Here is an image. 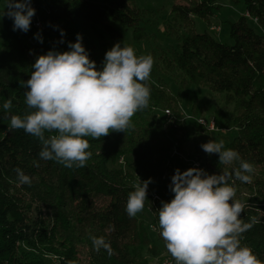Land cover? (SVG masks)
Here are the masks:
<instances>
[{"label": "trees", "instance_id": "trees-1", "mask_svg": "<svg viewBox=\"0 0 264 264\" xmlns=\"http://www.w3.org/2000/svg\"><path fill=\"white\" fill-rule=\"evenodd\" d=\"M219 1L190 0L189 6H174L172 13L185 22L189 16L206 20L213 16ZM226 1L242 6L245 16L264 31V0ZM133 2L32 0L43 30L34 27V17L27 32L0 30V45L9 43L15 53L11 61L0 58V264H46V259H54L55 264H82L79 247L87 255L84 264H150L149 260L160 257L163 251L170 255L163 239L156 236L153 240L148 225L159 227L162 202L174 198L170 185L178 168L170 159L173 152L182 155L191 146L206 162L209 175L233 172L240 163L219 164L218 154L209 155L201 147L210 140H223L225 149L236 150L253 166L257 159L264 161V34L257 35L245 27V17L229 24V46L191 29L177 38L168 28L167 36H176L175 46L167 49V57L161 61L166 72H177L181 77L177 95L169 92L167 84L150 79L149 106L132 117L133 127L126 132H110L98 140L86 138L92 155L85 167L66 168L43 160L37 137L23 129L9 130L12 115L23 117L33 111L25 103L28 89L23 82L30 79L35 61L26 55L24 44L38 46L43 54L64 52L80 34L89 59L102 70L106 52L122 38L115 24L131 30L137 46L154 37L140 26L146 11L132 10ZM6 3L0 0L5 11ZM193 88L222 95L224 109L232 106L228 114L218 112L221 121L213 119L217 132H207L196 123L202 112L197 99L182 102ZM10 98L13 106L5 111L3 104ZM158 110L163 111V117L164 111H169L170 118H161ZM184 111L189 116L186 120ZM231 130L236 133L232 139L221 135ZM53 134L46 132L45 136ZM121 159L123 167L117 166ZM17 168L30 177L31 184L19 182ZM149 178L150 191L158 195L160 203H153L147 192L143 211L129 217L126 203L133 185ZM234 186L235 199L245 205L241 219L257 220L243 234L241 245L250 247L264 262V183L250 186L237 180ZM240 187L248 189L249 198L240 195ZM144 212L148 218H144ZM91 236L104 237L113 254L104 248L97 251Z\"/></svg>", "mask_w": 264, "mask_h": 264}, {"label": "clouds", "instance_id": "clouds-1", "mask_svg": "<svg viewBox=\"0 0 264 264\" xmlns=\"http://www.w3.org/2000/svg\"><path fill=\"white\" fill-rule=\"evenodd\" d=\"M31 3L7 0L3 14L13 19L14 31H29L35 15ZM38 38L42 42V37ZM68 47L69 51H49L36 59L30 79L23 82L28 89L25 103L33 111L23 117L12 115L9 130L23 129L37 137L42 144L41 159L82 168L92 155L87 137L98 140L110 132H126L133 127L132 117L149 106L147 82L154 59L151 54L137 56L133 47L117 43L106 52L102 70H97L80 34ZM12 106L11 98L3 104L5 111ZM46 132L55 134L46 137ZM201 147L209 155L218 154L219 164L239 161V167L219 175L199 168L175 170L170 185L174 198L162 202L158 213L167 251L175 264H264L250 247L241 245L243 234L257 220L251 217L250 222H244L241 213L245 205L235 199V181L251 183L253 165L242 160L236 150L225 149L223 140H210ZM15 171L21 184H31L22 169ZM149 183L151 178L133 185L126 203L129 217L143 211ZM90 238L97 251L104 248L113 254L104 237Z\"/></svg>", "mask_w": 264, "mask_h": 264}, {"label": "rangeland", "instance_id": "rangeland-1", "mask_svg": "<svg viewBox=\"0 0 264 264\" xmlns=\"http://www.w3.org/2000/svg\"><path fill=\"white\" fill-rule=\"evenodd\" d=\"M189 4L190 0H134L133 5H131L132 10H136L138 8V10L146 11V13L144 12V14L141 16L142 22L140 26L145 29L146 34L154 36L153 38L151 37L147 43H142L139 46L133 43L131 30H123L118 25H114V27L121 33L122 36L121 40L118 42L121 44V47L125 45L133 47L137 56L151 54L154 59V64L150 79L153 81L159 80L167 84L169 92L174 96L178 93V84L181 80V77L177 72H166L161 61V59L167 57V49L169 51L170 47L175 46L174 37L177 36L178 38L183 33H185V31L191 29L196 34L206 33L214 41L229 46L232 45V40L229 36V24H235L239 19L244 17L245 27L249 28L257 35L264 34V31L259 29L252 19L245 16L242 6H232L226 0H220L217 4V8L213 11V16L206 20L189 16L187 19L188 21L185 22L180 20L176 14L172 13V8L174 6H189ZM4 12L6 11L0 5V30L8 32L13 29L14 21L7 15H4ZM33 17L34 20L32 22L34 27L37 30H43L44 24L40 21L37 12ZM168 28H170L173 33L176 34V36H171V38H169L167 35L170 29ZM24 48L26 55L31 61H36L40 55H44L38 46L31 43L24 44ZM14 55V49L9 43L5 42L4 44L0 45V58L2 60L11 61L14 58ZM196 99L198 100V104L202 110L199 118L204 119L205 121L209 119H214L216 122L219 120L221 121V119L218 117V112L223 110L222 113L225 112L228 114L230 110H232L231 105L224 109L222 95L211 94L202 89L193 88L189 90L185 99L182 98V102H193ZM161 113L163 114V111H157V114H159V116L165 120H168L171 116L163 117ZM188 118L189 116L185 112L184 119L186 120ZM219 123L221 125V122ZM221 135L230 140L236 135V133L233 130L227 132L223 131L221 132ZM170 159H173L172 163H174L175 168L180 170L186 171L189 168H193V164H199L206 172V162L203 159H199L197 157L191 146H187L182 155H175L173 152L170 155ZM260 161L261 160L258 159L256 160V164L253 166L255 171L251 174L253 177L252 182L246 183L247 185L249 184L250 186H253L257 182L264 183V161ZM117 166L123 167L124 161L122 159L119 160ZM139 182L140 180L137 181V183ZM147 192L150 193L153 203H160L158 195L150 191L149 185ZM240 195L243 198H249L248 189L246 187H240ZM157 204L155 206L154 213H156ZM145 217L148 218L147 212H144V218ZM148 226L153 240L156 236H158L157 238L159 239H163L160 236L159 227L157 228V226L153 224H149ZM153 226H155L156 231H153ZM78 252L82 264L86 263L87 255L85 250L82 247H79ZM46 260L48 261L46 264H55L54 259ZM149 262L150 264H175V261L171 255L166 254L164 251L160 257L156 259H150Z\"/></svg>", "mask_w": 264, "mask_h": 264}, {"label": "built area", "instance_id": "built-area-1", "mask_svg": "<svg viewBox=\"0 0 264 264\" xmlns=\"http://www.w3.org/2000/svg\"><path fill=\"white\" fill-rule=\"evenodd\" d=\"M164 114L169 117L170 116V112H164ZM196 123L201 127L203 128L205 131L207 132H217L218 131V128L216 126V123L213 119H209L207 121H205L204 119H201V118H198L195 120ZM203 123V124H201ZM193 168H199V169H202L201 166L199 164H193L192 165ZM165 264H168V263H165ZM171 264V263H170Z\"/></svg>", "mask_w": 264, "mask_h": 264}, {"label": "bare ground", "instance_id": "bare-ground-1", "mask_svg": "<svg viewBox=\"0 0 264 264\" xmlns=\"http://www.w3.org/2000/svg\"><path fill=\"white\" fill-rule=\"evenodd\" d=\"M164 112H169V111H164Z\"/></svg>", "mask_w": 264, "mask_h": 264}]
</instances>
